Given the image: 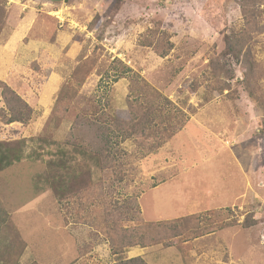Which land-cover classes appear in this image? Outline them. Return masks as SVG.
<instances>
[{
  "label": "rangeland",
  "instance_id": "374dc122",
  "mask_svg": "<svg viewBox=\"0 0 264 264\" xmlns=\"http://www.w3.org/2000/svg\"><path fill=\"white\" fill-rule=\"evenodd\" d=\"M27 2L38 16L30 36L67 42L5 81L33 114L1 125L23 158L0 170V264H115L127 228L140 226L127 221L142 218L138 197L170 174L202 176L205 161L226 182L237 176V199L162 222L170 230L151 222L148 235L168 240L179 221L170 242L208 253L203 264H264V4L260 30L234 55L226 38L246 27L237 0H0V29L5 6ZM117 112L135 119L129 137ZM203 148L218 149L210 160ZM49 173L74 174L75 186L57 193Z\"/></svg>",
  "mask_w": 264,
  "mask_h": 264
},
{
  "label": "crops",
  "instance_id": "0c3cea01",
  "mask_svg": "<svg viewBox=\"0 0 264 264\" xmlns=\"http://www.w3.org/2000/svg\"><path fill=\"white\" fill-rule=\"evenodd\" d=\"M5 9L6 14L3 17L4 25H2L0 29V79L10 84V81L15 78L14 75L16 74L13 73V71H20L19 69H23L22 67H26L31 62L38 59L41 51H48L51 54H55V58H58L56 57L57 54L54 53L55 50L57 52L60 51V46H57V44L64 40L62 45H65L67 38L64 37L63 39L57 40L56 43H51L44 38L36 39L35 37H31L30 34L38 16L34 11V7L31 4L29 5L28 2L23 3L22 6L9 3L5 6ZM15 20L17 21L14 25ZM22 72H24V70H22ZM1 95L2 92L0 88V101ZM1 125L5 127L14 126L1 123L0 120V130L2 129ZM182 149L185 150L183 154L186 155L187 158L194 154H199L198 150L195 148ZM217 149L218 148H203L204 151H201V153L203 152L207 158H209L210 153L211 160L212 152L217 151ZM16 163L17 161L9 166L13 167ZM186 164H188V161H186ZM204 164L206 165V169L202 171V176H198L200 171H192L190 173L192 176L187 175L186 172V177L180 176V174H170L168 178L166 177V179L154 187L152 186L145 190L138 197L143 220L146 222H169L187 218L186 220L188 221V217L197 215L203 212L204 209L218 210L237 199L234 193L237 191V185H239L237 176L235 175V179L229 177V181L226 182L220 175V169L215 170L211 168L208 161H205ZM193 165H195V162L191 161L190 168L193 169ZM0 170H3V168H0ZM198 185L199 187L203 185L204 188L200 190L198 189ZM230 185H234L232 189L234 192L229 195L228 192L231 193V190L228 189ZM239 189L241 190V187H239ZM178 223L179 221L174 224L175 227L172 226L174 233L169 237L178 238L182 236L181 234L183 232L179 230L180 226H178ZM218 233L221 232H213L195 237L193 242L201 241L206 236L212 234L216 236L221 235ZM190 242L191 240L187 239L182 244H188ZM230 243L231 242H229V244ZM234 243H237V241H234ZM202 244H204V242ZM124 255L125 258L140 256L144 258L148 264H203L209 257L208 253H199L195 250H191L189 254H186L179 246L178 240L169 246H165L161 242L146 246L134 245L126 249ZM223 263H225V261H223Z\"/></svg>",
  "mask_w": 264,
  "mask_h": 264
},
{
  "label": "trees",
  "instance_id": "16d2710c",
  "mask_svg": "<svg viewBox=\"0 0 264 264\" xmlns=\"http://www.w3.org/2000/svg\"><path fill=\"white\" fill-rule=\"evenodd\" d=\"M237 1L241 7L242 18L246 27L244 28L245 30H243L242 32L233 31L232 34L226 38L228 51L234 55H238L239 53L241 54L244 53L245 50L244 46L247 45L251 39L249 31L253 32L254 29H256V31L260 30L259 18L260 16L262 17L261 13L263 10L261 9V5L264 4V0H237ZM47 53L48 52L41 51L39 58L37 60L44 61V57H45L44 54ZM0 87H2L3 89L1 95L2 97L0 101L1 102L0 120L7 125L15 122L20 123L22 125L28 123L29 120L32 118V114H33V109L29 105V103L26 102L24 99H22L10 86L7 85V83L3 79H0ZM3 103L5 105V109H2ZM2 111H9V116L7 119L3 118L1 114ZM131 113L133 112L131 111ZM135 117H137L138 121L136 125L133 126L135 128L134 131H136V133H138L139 130L142 132L143 131L146 132V129L149 128V124L147 123V120L143 117L141 118L138 116ZM113 119L117 122V125L120 126L119 129L121 133L124 135V138L129 137L133 131L129 134L127 128L135 122L134 121L135 119L132 117V119L127 118V120L124 121L120 118L118 112L116 113L115 116H113ZM22 158H23L22 149L14 148V147L12 148L8 144L0 140L1 169L11 165L16 161L17 162L20 161ZM60 162L61 161L52 162L51 170L62 168V165H59ZM48 178L49 179L47 181L49 182V184H51L50 187H52L57 193L62 194L66 189H69L70 187L72 189L75 186L71 183L73 179L75 180L74 174L71 176H67L65 175V173L53 174V175H50L49 173ZM127 221L128 222L135 221L136 223H139L140 226L138 229H134V230L127 228L128 232L130 233H126L123 236V239L126 240V244L125 246L122 247L121 252H124L126 248H129L134 245L146 246L152 243H159V242L165 243L166 246L172 244L170 242L171 237L169 236H167L168 237L167 239L169 240H166V237L158 238L156 236L148 235L152 231L155 234L154 230L157 228V226H154V223L146 222L141 217H139V219L137 220H134L133 218L132 219L128 218ZM156 225L158 226L163 225L161 227H164V224L162 222H158ZM161 227H159V229H161ZM164 229L170 230V227L167 228L164 227ZM113 239L114 242L118 241V239L115 238ZM115 264H148V263L141 257H135L129 259L120 257L115 260Z\"/></svg>",
  "mask_w": 264,
  "mask_h": 264
}]
</instances>
